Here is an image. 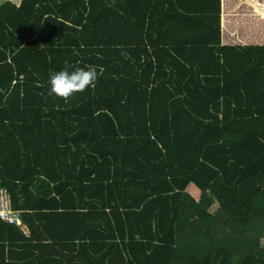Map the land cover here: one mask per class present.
Here are the masks:
<instances>
[{
	"label": "trees",
	"instance_id": "obj_1",
	"mask_svg": "<svg viewBox=\"0 0 264 264\" xmlns=\"http://www.w3.org/2000/svg\"><path fill=\"white\" fill-rule=\"evenodd\" d=\"M185 3L107 0V264H264L262 191L210 209L238 190L203 153L244 132L221 121L219 0ZM84 66L94 87L49 93ZM0 185L27 229L0 218V264H105V0L0 1Z\"/></svg>",
	"mask_w": 264,
	"mask_h": 264
},
{
	"label": "rangeland",
	"instance_id": "obj_2",
	"mask_svg": "<svg viewBox=\"0 0 264 264\" xmlns=\"http://www.w3.org/2000/svg\"><path fill=\"white\" fill-rule=\"evenodd\" d=\"M226 61L227 63H225L228 66L224 68L222 73L221 97L224 98V107L221 111V121L227 127L243 130L244 136L238 141L226 140L228 143L226 142L227 144H224L223 147L212 146L210 150H213L214 154L213 152L209 153L214 155L212 159L217 158L216 163L213 164L220 168L222 187L228 183L230 186H234L238 192L236 193L237 196H227V198L216 193L215 202L210 209L215 210L220 205L221 207H228L233 214L237 215L243 214L247 209L249 191L260 189L264 200V108H262L261 100H259L260 97L255 92H251L253 93L251 96L250 92H247L249 101L248 104L245 102V93L240 92L242 91V84L240 83H243V81H240L241 76H243L242 67L237 68L236 62ZM242 61H245V59ZM223 65L226 66L224 60ZM247 86L245 85L244 88L247 89ZM237 92L242 93L241 101L234 98V94L236 95ZM236 108H238L237 112L235 111ZM247 117L249 118L248 121H246ZM236 151L240 155H237ZM205 156L207 158V153ZM187 190L194 197L198 196L199 191L192 185ZM210 191H213L212 186ZM212 193L214 194V192ZM229 193L231 195L232 192ZM224 232L225 230H218L216 226L212 229L215 237L221 236Z\"/></svg>",
	"mask_w": 264,
	"mask_h": 264
},
{
	"label": "crops",
	"instance_id": "obj_3",
	"mask_svg": "<svg viewBox=\"0 0 264 264\" xmlns=\"http://www.w3.org/2000/svg\"><path fill=\"white\" fill-rule=\"evenodd\" d=\"M186 1L184 7H205L207 3V0ZM13 2L18 4L20 0ZM219 19L222 73L228 66L226 60L236 62L237 68L241 66L243 76L247 77L244 82L260 97L264 108V0H219ZM223 60L226 66L223 65ZM251 94L253 93L250 92V96ZM247 97L246 94L244 98ZM248 101L249 98L245 99L247 104ZM248 120L247 117L246 121ZM223 142L208 145L203 158L212 164L216 163L217 158L212 159L214 155L211 154L213 150L210 147ZM216 227L224 231L222 225Z\"/></svg>",
	"mask_w": 264,
	"mask_h": 264
},
{
	"label": "clouds",
	"instance_id": "obj_4",
	"mask_svg": "<svg viewBox=\"0 0 264 264\" xmlns=\"http://www.w3.org/2000/svg\"><path fill=\"white\" fill-rule=\"evenodd\" d=\"M97 76L98 70L95 66L75 67L72 70L64 67L49 74L48 91L50 94L67 98L85 88L94 87Z\"/></svg>",
	"mask_w": 264,
	"mask_h": 264
},
{
	"label": "built area",
	"instance_id": "obj_5",
	"mask_svg": "<svg viewBox=\"0 0 264 264\" xmlns=\"http://www.w3.org/2000/svg\"><path fill=\"white\" fill-rule=\"evenodd\" d=\"M0 218L7 222L14 223L27 233V229L20 218L19 210L12 207L10 194L2 185H0Z\"/></svg>",
	"mask_w": 264,
	"mask_h": 264
}]
</instances>
